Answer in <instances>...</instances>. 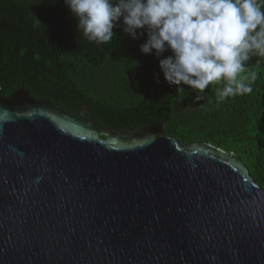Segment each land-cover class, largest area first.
Wrapping results in <instances>:
<instances>
[{
  "label": "water",
  "instance_id": "water-1",
  "mask_svg": "<svg viewBox=\"0 0 264 264\" xmlns=\"http://www.w3.org/2000/svg\"><path fill=\"white\" fill-rule=\"evenodd\" d=\"M0 264H264V189L209 142L21 87L0 97Z\"/></svg>",
  "mask_w": 264,
  "mask_h": 264
},
{
  "label": "trees",
  "instance_id": "trees-1",
  "mask_svg": "<svg viewBox=\"0 0 264 264\" xmlns=\"http://www.w3.org/2000/svg\"><path fill=\"white\" fill-rule=\"evenodd\" d=\"M120 25L110 42L97 44L78 32L64 0H0V97L22 87L67 110L88 102L115 130L162 123L181 142H209L232 153L264 189V58L248 62L257 74L251 94L218 103L221 85L210 84L196 101L190 86L177 93L167 83L154 51H140L147 34L132 39L122 19Z\"/></svg>",
  "mask_w": 264,
  "mask_h": 264
},
{
  "label": "clouds",
  "instance_id": "clouds-1",
  "mask_svg": "<svg viewBox=\"0 0 264 264\" xmlns=\"http://www.w3.org/2000/svg\"><path fill=\"white\" fill-rule=\"evenodd\" d=\"M78 20V32L106 44L123 22L132 39L147 34L143 54L159 59L169 85H182L205 98L210 84L217 102L253 92V57L264 58V0H64ZM170 52L165 58L164 53ZM260 63V59L256 64ZM138 66V64H137ZM245 73H250L246 75ZM157 74V83H159Z\"/></svg>",
  "mask_w": 264,
  "mask_h": 264
},
{
  "label": "rangeland",
  "instance_id": "rangeland-1",
  "mask_svg": "<svg viewBox=\"0 0 264 264\" xmlns=\"http://www.w3.org/2000/svg\"><path fill=\"white\" fill-rule=\"evenodd\" d=\"M247 75V74H246Z\"/></svg>",
  "mask_w": 264,
  "mask_h": 264
}]
</instances>
